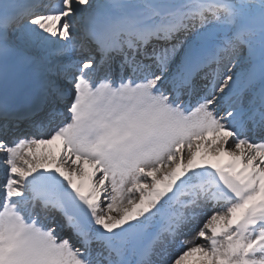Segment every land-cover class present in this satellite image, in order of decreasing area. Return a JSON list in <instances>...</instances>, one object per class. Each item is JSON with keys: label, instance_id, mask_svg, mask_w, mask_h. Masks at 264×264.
<instances>
[{"label": "snow or ice", "instance_id": "obj_1", "mask_svg": "<svg viewBox=\"0 0 264 264\" xmlns=\"http://www.w3.org/2000/svg\"><path fill=\"white\" fill-rule=\"evenodd\" d=\"M0 173V264H264V0H0Z\"/></svg>", "mask_w": 264, "mask_h": 264}]
</instances>
